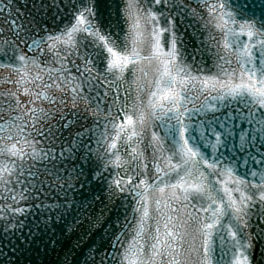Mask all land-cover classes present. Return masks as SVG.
<instances>
[{
  "label": "snow or ice",
  "instance_id": "6c2138e0",
  "mask_svg": "<svg viewBox=\"0 0 264 264\" xmlns=\"http://www.w3.org/2000/svg\"><path fill=\"white\" fill-rule=\"evenodd\" d=\"M0 264H264V0H0Z\"/></svg>",
  "mask_w": 264,
  "mask_h": 264
},
{
  "label": "water",
  "instance_id": "95a60500",
  "mask_svg": "<svg viewBox=\"0 0 264 264\" xmlns=\"http://www.w3.org/2000/svg\"><path fill=\"white\" fill-rule=\"evenodd\" d=\"M189 31V33L192 31V29H189L188 30ZM186 39H188V43H189V46L190 47H198V45H196V44H194L193 42H192V40L190 39V37H186Z\"/></svg>",
  "mask_w": 264,
  "mask_h": 264
}]
</instances>
